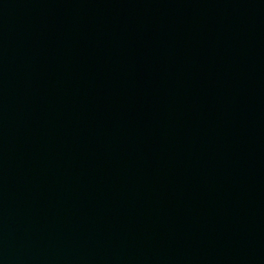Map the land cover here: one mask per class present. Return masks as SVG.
Returning a JSON list of instances; mask_svg holds the SVG:
<instances>
[{"label": "water", "instance_id": "water-1", "mask_svg": "<svg viewBox=\"0 0 264 264\" xmlns=\"http://www.w3.org/2000/svg\"><path fill=\"white\" fill-rule=\"evenodd\" d=\"M0 264H264V0H0Z\"/></svg>", "mask_w": 264, "mask_h": 264}]
</instances>
